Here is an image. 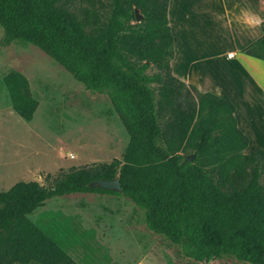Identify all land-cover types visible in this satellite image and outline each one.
<instances>
[{"label":"trees","instance_id":"1","mask_svg":"<svg viewBox=\"0 0 264 264\" xmlns=\"http://www.w3.org/2000/svg\"><path fill=\"white\" fill-rule=\"evenodd\" d=\"M167 1L86 0L83 19L77 0H0V45L29 43L84 89L104 94L128 137L120 158L0 190V258L18 248L6 218L31 214L52 197L92 192L130 200L145 228L189 264L219 258L264 264V151L242 153L247 138L230 101L171 75ZM262 30L241 51L264 60ZM1 81L12 110L30 120L37 100L25 76L9 70ZM114 177L119 191L90 185ZM34 221L78 264H109L93 230L71 216L47 211Z\"/></svg>","mask_w":264,"mask_h":264},{"label":"crops","instance_id":"2","mask_svg":"<svg viewBox=\"0 0 264 264\" xmlns=\"http://www.w3.org/2000/svg\"><path fill=\"white\" fill-rule=\"evenodd\" d=\"M166 18L172 37L171 75L198 92L230 101L236 127L247 138L242 153L264 151V60L241 51L263 33L264 0H168ZM1 96L0 151L6 168L0 167V190L4 191L17 181H37L34 174L40 165L38 149L32 148L36 154L31 161L13 154H25L23 142L27 137H39L41 127L38 130L34 126L40 119L39 104L27 121L12 110L0 80ZM93 109L89 112L95 114L91 116L96 122L106 120L107 116L117 121L124 131L126 145L127 134L109 101L107 108ZM29 215L13 216L19 217L17 222L24 221L25 243L19 241L16 226L10 224L12 217L6 218L15 229L18 248L7 258H0V264H78L34 220L30 221Z\"/></svg>","mask_w":264,"mask_h":264},{"label":"rangeland","instance_id":"3","mask_svg":"<svg viewBox=\"0 0 264 264\" xmlns=\"http://www.w3.org/2000/svg\"><path fill=\"white\" fill-rule=\"evenodd\" d=\"M75 9L79 18L86 19V0H77ZM9 70L25 76L39 104L40 119L34 124L37 129L41 127L39 137L25 139V154H13L31 161L36 154L32 148L38 149L36 156L40 165L34 174L38 183L45 184V176L59 169L120 158L125 146L120 125L108 116L96 122L91 116L94 113L89 112L96 106L107 108L104 94L87 93L60 65L29 43L12 41L6 46L0 45V80ZM65 148V152H59ZM5 163L0 151V167L6 168ZM47 211L71 216L76 224L91 228L93 240L107 250L109 264H189L166 239L145 228L142 211L125 197L92 192L56 196L45 200L27 218L41 219ZM17 218L12 217L10 224L16 226L19 241L25 243L24 221L17 222ZM190 264L248 263L219 258Z\"/></svg>","mask_w":264,"mask_h":264},{"label":"water","instance_id":"4","mask_svg":"<svg viewBox=\"0 0 264 264\" xmlns=\"http://www.w3.org/2000/svg\"><path fill=\"white\" fill-rule=\"evenodd\" d=\"M139 14L137 12H135V18L136 20L139 19ZM188 159H190L191 157L188 156ZM90 185L92 186H98L101 187L103 189H112V190H120V185H119V181L117 177H114L112 179H108V180H103V179H98L94 182H92Z\"/></svg>","mask_w":264,"mask_h":264}]
</instances>
